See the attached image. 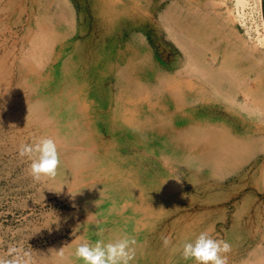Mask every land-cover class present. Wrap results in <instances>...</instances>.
<instances>
[{
  "label": "rangeland",
  "instance_id": "1",
  "mask_svg": "<svg viewBox=\"0 0 264 264\" xmlns=\"http://www.w3.org/2000/svg\"><path fill=\"white\" fill-rule=\"evenodd\" d=\"M248 1L243 23L236 0H0V264H83V240L124 235L137 240L132 264H193L182 244L204 230L231 244L229 264H264V137L225 144L209 154L214 164L189 107L161 101L181 82L186 94L203 91L205 108L248 120L229 76L264 67ZM171 18L205 19L207 47H190ZM149 60L162 76L140 72ZM201 105L195 120L209 117L196 114ZM41 137L56 141L61 165L37 181L19 148Z\"/></svg>",
  "mask_w": 264,
  "mask_h": 264
},
{
  "label": "bare ground",
  "instance_id": "2",
  "mask_svg": "<svg viewBox=\"0 0 264 264\" xmlns=\"http://www.w3.org/2000/svg\"><path fill=\"white\" fill-rule=\"evenodd\" d=\"M255 5L257 7V11L259 14V19H260L259 22L256 23V27H255V32L258 33V36L257 37L255 36L256 37L255 44L257 43L256 44V46H257L259 44L264 45V16H263L262 0H256ZM248 6H250V1H248V0H236V7H237V11H238L237 13H238L239 18L241 19V22H243V23L245 20L244 18L246 17V8ZM251 10L253 12V9H251ZM61 17H63V16H61ZM144 21L145 20L142 16L141 21H139L140 22V25H139L140 31L143 33V35L146 34L148 36V38L153 40L154 37L151 34V31L146 27V24ZM170 22H171V25H174L175 27H177L179 29L178 31H184L185 33L187 31V34H188L187 40H188V45L190 47H193V46L197 47L199 45H201L203 48L207 47L209 40L211 38V35L206 30V27H205L206 26V20L205 19L200 18L197 20V23L195 24V26L191 25L189 27H185L186 25L184 26L182 23H180L181 21L178 23L177 21H174L172 18L170 19ZM143 35H142V37H143ZM224 38L225 37L222 36L220 38L219 42L221 40L223 41ZM141 43L145 45L143 39H142ZM178 43L183 44L182 42H179V41H178ZM36 46L39 47V45H36ZM235 47L238 48L239 43L236 44ZM39 48L38 49L36 48L37 51L39 50ZM184 49H185L184 52L189 59V63H188L190 66L189 68H190V70H192L195 67V65L193 64V61H192L194 51L190 50V48H187L185 44H184ZM255 49H256V47H255ZM247 52H246V56H250V54ZM33 57H34V55H33ZM215 57L213 56L211 58L213 65L216 64V61H218L217 58H215ZM225 58H226L225 65L229 67L230 63H227V62L230 60V57L226 56ZM147 66L148 67L146 70L141 68V71H140L143 73L144 76L149 75L147 73V71L154 76L155 75H159V76L161 75L162 76L160 68H158L157 65H153V62H151L150 60L147 64ZM196 72L199 73L200 70L198 69ZM231 72L232 73L230 75L229 74L228 75L231 76L230 82L232 84H234V86L236 88L235 92L236 93L240 92L243 95V97H245L244 100L237 101L236 105L239 107V109L244 111L245 114L248 116L247 121H243L237 117L230 116V115L224 113L223 111H221L219 108H216V109L209 108V107L205 108L204 105L206 103L203 101H206L207 99L205 98L203 91L202 90L197 91V95H195V96H193L189 93L186 94L181 89V82L180 83H175V82L171 83L169 81V89L167 90L168 94L166 97H164V99H161L162 102L169 104L172 107H176L175 109H178L181 106H185L186 108L189 107V110L186 113L187 121L190 125L195 124V123L198 124V125L195 124V126H197V129H195V134L200 133V135H201L200 140L202 141L203 148L205 151L203 153L204 154L203 156L205 158H207V160H209V161H211L217 165L220 163V159H209V156H211L209 154H213V153H217V152L223 153L226 150L225 144L231 145L232 149H235L238 145H240V147L243 146L244 143L248 142L247 140H251V139L255 140V139H253V136H255V138L258 141L263 140L262 138L264 137L263 120L260 119L261 120L259 122L260 124H256V123L254 124L251 122L253 115H257V116L260 115L264 118V67H262L260 73H257V74L255 73L253 75L254 77L253 76L251 77L249 73L245 74V76L240 75L239 67L233 68L231 70ZM185 74L187 76H189L190 72L187 71ZM186 86H189V85H186ZM212 88H215V91H218V89H220V86L215 84V85H212ZM210 93H211V95H210L211 97L215 96L213 90L210 91ZM196 103L202 104L201 105L202 107L196 111V114L198 113L199 115H201L203 113H206L205 116L209 115V117L201 119L202 116H204V115H201V116H198L197 120L194 119V115H193V111H192V108H193L192 105H194ZM3 118H4V116H3ZM221 141H222V144H224V145H221ZM246 145H247V143H246ZM58 146H60V145H58ZM78 148H80V146Z\"/></svg>",
  "mask_w": 264,
  "mask_h": 264
},
{
  "label": "clouds",
  "instance_id": "3",
  "mask_svg": "<svg viewBox=\"0 0 264 264\" xmlns=\"http://www.w3.org/2000/svg\"><path fill=\"white\" fill-rule=\"evenodd\" d=\"M19 156L30 162L29 173L37 181L43 177H55L61 165L56 141L51 137L36 138L31 143L22 144ZM170 242V238H163L165 247ZM136 245L137 240L128 235L107 243L101 239L95 242L83 240L76 247L74 256L83 264H132ZM62 250L58 252L62 253ZM230 251L231 244L214 238L211 230L201 231L194 239L184 241L181 248L183 259L191 260L193 264H229L227 254ZM6 264H19V261L9 260Z\"/></svg>",
  "mask_w": 264,
  "mask_h": 264
},
{
  "label": "water",
  "instance_id": "4",
  "mask_svg": "<svg viewBox=\"0 0 264 264\" xmlns=\"http://www.w3.org/2000/svg\"><path fill=\"white\" fill-rule=\"evenodd\" d=\"M262 4H263V16H264V0H262Z\"/></svg>",
  "mask_w": 264,
  "mask_h": 264
}]
</instances>
